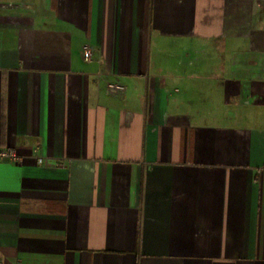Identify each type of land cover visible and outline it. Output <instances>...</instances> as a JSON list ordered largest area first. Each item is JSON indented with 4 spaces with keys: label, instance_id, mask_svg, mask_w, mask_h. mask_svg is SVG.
Here are the masks:
<instances>
[{
    "label": "crops",
    "instance_id": "crops-1",
    "mask_svg": "<svg viewBox=\"0 0 264 264\" xmlns=\"http://www.w3.org/2000/svg\"><path fill=\"white\" fill-rule=\"evenodd\" d=\"M0 148L4 264H264V0H0Z\"/></svg>",
    "mask_w": 264,
    "mask_h": 264
},
{
    "label": "built area",
    "instance_id": "built-area-1",
    "mask_svg": "<svg viewBox=\"0 0 264 264\" xmlns=\"http://www.w3.org/2000/svg\"><path fill=\"white\" fill-rule=\"evenodd\" d=\"M81 58L84 62H90L93 59L92 49L85 45L82 46L80 50ZM108 90L110 93H119L124 91V87L118 84H109ZM36 163L41 165L44 163L43 157H36ZM22 157L18 155L16 149L13 148H0V162H9V163H20ZM0 264H4L0 261Z\"/></svg>",
    "mask_w": 264,
    "mask_h": 264
}]
</instances>
